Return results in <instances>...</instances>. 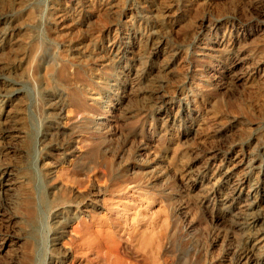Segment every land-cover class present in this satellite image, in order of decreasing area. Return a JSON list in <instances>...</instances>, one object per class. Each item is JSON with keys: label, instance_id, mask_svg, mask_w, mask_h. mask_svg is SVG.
<instances>
[{"label": "rangeland", "instance_id": "rangeland-1", "mask_svg": "<svg viewBox=\"0 0 264 264\" xmlns=\"http://www.w3.org/2000/svg\"><path fill=\"white\" fill-rule=\"evenodd\" d=\"M256 1L0 0V264L244 262L264 233V202L255 196L250 209L242 206L237 175L222 173L237 157L247 165L249 152L264 159V27L254 30L264 8L258 15ZM170 101L176 114L166 110ZM142 146L148 153L138 158ZM84 203L96 209L81 214ZM151 219L153 236L146 226L144 242L132 236L139 220Z\"/></svg>", "mask_w": 264, "mask_h": 264}, {"label": "bare ground", "instance_id": "bare-ground-1", "mask_svg": "<svg viewBox=\"0 0 264 264\" xmlns=\"http://www.w3.org/2000/svg\"><path fill=\"white\" fill-rule=\"evenodd\" d=\"M63 1V0H62ZM207 1V0H206ZM226 1V0H225ZM76 2V1H75ZM108 2V1H107ZM191 2V1H190ZM217 2V1H216ZM78 3V2H77ZM76 3V4H77ZM198 3V2H197ZM204 3H206V2H204ZM249 3V2H248ZM252 3V2H251ZM108 4V3H107ZM200 4V3H199ZM204 5V4H203ZM209 5V4H208ZM219 5V4H218ZM229 5V4H228ZM233 5V4H232ZM253 5V7L255 8V10H256V12L258 13V15H262V12H263V8H264V1L263 0H258V1H256V2H254V4H252ZM108 6V5H107ZM161 6V5H160ZM205 6V5H204ZM243 6V5H242ZM241 6V7H242ZM110 7V6H109ZM108 7V8H109ZM237 7V6H236ZM74 8V7H73ZM204 8V7H203ZM233 8H235V5H234V7ZM243 8V7H242ZM246 8V7H245ZM110 10V9H109ZM235 10V9H234ZM240 10V9H239ZM238 10V11H239ZM106 12V11H105ZM114 12V11H113ZM199 12V11H198ZM218 12V11H217ZM237 13V12H236ZM239 13V12H238ZM220 14V13H219ZM248 14V13H247ZM223 15V14H222ZM244 15H245V13H244ZM244 15L242 16V17H244ZM157 16V15H156ZM221 16V15H220ZM196 17V16H195ZM239 17H241V16H239ZM254 17V16H253ZM214 18V17H213ZM248 18V17H247ZM261 18H263V17H261ZM193 19V18H192ZM244 20V19H243ZM56 21V20H55ZM62 23V22H61ZM183 23V22H182ZM201 23V22H200ZM87 24H88V22H87ZM157 24V23H156ZM252 24V23H251ZM211 25V24H210ZM186 26V25H185ZM247 26H249V25H247ZM189 27V26H188ZM221 27V26H220ZM249 27H251V26H249ZM255 28H254V30L255 29H257V30H262V27H264V21H262L261 23H259V24H257V25H255L254 26ZM159 30V29H158ZM254 30H252L251 28H249V29H247V30H245L244 29V32L242 33V35H241V37H242V39H244V38H247L248 36H250V35H252L253 34V32H254ZM188 31V30H187ZM190 31V30H189ZM261 32V31H260ZM221 33V32H220ZM217 34V33H216ZM139 35V34H138ZM191 35V34H190ZM96 36V35H95ZM188 36V35H187ZM208 36V35H207ZM216 36V35H215ZM259 36V35H258ZM143 37V36H142ZM182 37V36H181ZM223 38V37H222ZM115 39V38H114ZM113 39V40H114ZM139 39H142V38H139ZM188 39V38H187ZM138 40V39H137ZM147 40V39H146ZM214 40V39H213ZM15 41V40H14ZM116 41V40H115ZM18 42V41H17ZM21 42V41H20ZM81 42V41H80ZM144 42V41H143ZM209 42V41H208ZM253 42V41H252ZM129 43V42H128ZM134 43V42H133ZM207 43V42H206ZM226 43V42H225ZM227 43H229V42H227ZM250 43V42H249ZM255 43V42H254ZM261 43V42H260ZM208 44V43H207ZM248 44V43H247ZM263 44V43H262ZM75 45V44H74ZM77 45V44H76ZM79 45V44H78ZM138 45V44H137ZM227 45V44H226ZM249 45V44H248ZM21 46V45H20ZM152 46H154V50L155 51H157V55H159V56H161V58L164 60V59H167V57H168V54L166 53V51H164L163 50V48H161V46H160V44H159V42L157 43H154V45H152ZM205 46V45H204ZM247 46V45H246ZM227 47V46H226ZM209 48V47H208ZM237 48V47H236ZM133 49V48H132ZM172 49V48H171ZM230 49V48H229ZM261 49H262V47H261ZM248 50V49H247ZM253 50V49H252ZM259 50V49H258ZM66 51V50H65ZM208 51V50H207ZM213 51V50H212ZM232 51H233V49H232ZM238 51V50H237ZM241 51H242V48H241ZM246 51V50H245ZM37 52V51H36ZM209 52V51H208ZM240 52V51H239ZM253 52V51H252ZM34 53V52H33ZM117 53V52H116ZM32 54V53H31ZM122 54V53H121ZM174 54V53H173ZM211 54V53H210ZM237 54V53H236ZM240 54H241V52H240ZM251 54H253V53H251ZM263 54V53H262ZM208 54H206V52L205 53H202L201 54V56L204 58V57H209L208 59H209V61H210V65H208V68H209V70L210 71H216V69H214V64H212L213 62H217V60H216V58L215 57H213V54H212V56L210 55H208ZM223 55V54H222ZM244 55V54H243ZM32 56H33V54H32ZM31 56V57H32ZM52 56V55H51ZM79 56V55H78ZM122 56H124V54L122 55ZM242 56V55H241ZM241 56H240V58H241ZM260 56V55H259ZM30 57V58H31ZM222 57V56H221ZM235 57H236V55H235ZM243 57V56H242ZM69 58V57H68ZM198 58V57H197ZM219 58H220V56H219ZM228 58V57H227ZM240 58H237V60H235V61H233L232 60V62L233 63H231V65H232V67H229L228 69H226L225 70V73H227L226 75H228V74H231L232 75V71H231V68H235L236 66H238L239 65V62H240ZM258 58V57H257ZM261 58V57H260ZM52 59V58H51ZM77 59H79L78 57H77ZM81 59V58H80ZM127 59V58H126ZM31 60H32V58H31ZM130 60V59H129ZM163 60L161 61V59H160V61L161 62H163ZM207 60V59H206ZM242 60H243V58H242ZM136 61V60H135ZM139 61V60H138ZM165 61V60H164ZM170 61V60H169ZM251 61V60H250ZM254 61V60H253ZM256 61V60H255ZM258 61V60H257ZM116 62V61H115ZM225 62V61H224ZM259 62V61H258ZM31 63V62H30ZM133 63V62H132ZM140 63V62H139ZM180 63V62H179ZM220 63H222L221 61H220ZM119 64V63H118ZM166 64V63H165ZM223 64V63H222ZM227 64V63H226ZM242 64V63H241ZM247 64V63H246ZM252 64H254V63H252ZM257 64V63H256ZM138 65V64H137ZM159 65V64H158ZM220 65V64H219ZM223 65H225V64H223ZM135 66V65H134ZM165 66H167V64L165 65ZM253 66V65H252ZM263 66V65H262ZM246 67V66H245ZM264 67V66H263ZM124 68V67H123ZM132 68V67H131ZM216 68V67H215ZM225 68V67H224ZM256 68H259V67H256ZM157 69V68H156ZM223 69V67L222 68H218V72H219V74H221L220 72V70H222ZM158 70V69H157ZM200 70V69H199ZM112 71V70H111ZM128 71H129V69H128ZM136 71H138V69L136 70ZM34 72V71H33ZM66 72H68V71H66ZM72 72V71H71ZM74 72V71H73ZM124 72V71H123ZM195 72H196V70H195ZM202 72V71H201ZM239 72V71H238ZM49 73V72H48ZM80 73V72H79ZM78 73V74H79ZM114 73V72H113ZM128 73V72H127ZM134 73H138V72H134ZM214 73V72H213ZM212 73V74H213ZM222 73H224V72H222ZM234 73H236V72H234ZM109 74V73H108ZM112 74V73H111ZM110 74V75H111ZM122 74V73H121ZM139 74H141V73H139ZM218 74V75H219ZM242 74V73H241ZM51 75V74H50ZM53 75V74H52ZM132 75H134V74H132ZM138 74H136V76H137ZM164 75V74H163ZM204 75V74H203ZM211 75V74H210ZM222 75V74H221ZM262 75V74H261ZM47 76V75H46ZM78 76V75H77ZM113 76V75H112ZM225 76V75H224ZM233 76H234V74H233ZM141 77V76H140ZM139 77V78H140ZM180 77H181V75H180ZM216 77V76H215ZM226 77V76H225ZM61 78V77H60ZM64 78V77H63ZM83 78V77H82ZM138 78V79H139ZM211 78V77H210ZM218 78V77H217ZM228 78V77H227ZM230 78H231V76H230ZM50 79V78H49ZM62 79V78H61ZM65 79V78H64ZM77 79H79V78H77ZM236 79V78H235ZM247 79V78H246ZM67 81H68V78L66 79ZM66 80H65V82H66ZM109 80V79H108ZM137 80V79H136ZM230 80V79H229ZM50 80H48V82H49ZM57 81V80H56ZM60 81H63V80H60L59 79V82ZM117 81V80H116ZM116 81H115V83H116ZM139 81H140V79H139ZM47 82V81H46ZM137 82V81H136ZM60 83H62V82H60ZM68 83V82H67ZM66 83V84H67ZM75 83V82H74ZM139 83V82H138ZM197 83V85H198V82H196ZM45 84V83H44ZM57 84V83H56ZM71 84H73V83H70V85ZM78 84H79V82H78ZM47 85V84H46ZM61 85V84H60ZM65 85V84H64ZM69 85V86H70ZM111 85V84H110ZM105 86V85H104ZM193 86V85H192ZM199 86V85H198ZM264 86V85H263ZM110 87V86H109ZM144 87V86H143ZM157 87V86H156ZM195 87V86H194ZM201 87V86H200ZM108 88V87H107ZM130 88V87H129ZM199 88V87H198ZM75 89V88H74ZM163 89V88H162ZM226 89V88H225ZM67 90V89H66ZM112 90V89H111ZM137 90V89H136ZM206 92V91H205ZM214 92V91H213ZM79 93V92H78ZM134 93V92H133ZM202 93V92H201ZM70 94V93H69ZM100 94V93H99ZM67 95V94H66ZM84 96V95H83ZM98 96V95H97ZM85 97V96H84ZM87 98V97H86ZM85 98V99H86ZM93 99V98H92ZM81 100V99H80ZM88 100H90V99H88ZM191 100V99H190ZM82 101V100H81ZM93 101V100H92ZM85 102V101H84ZM88 102V101H87ZM90 102V101H89ZM96 102V101H95ZM213 102V101H212ZM74 103V102H73ZM82 103V102H81ZM166 103V102H165ZM175 103V102H174ZM174 103H172V101H170V102H168V103H166L167 105H166V110L168 111V114H169V112L171 113L172 111H174L175 110V114H176V111H177V107L175 106V104ZM67 104H69V103H67ZM75 104V103H74ZM98 104H100V103H98ZM77 105V104H76ZM82 105V104H81ZM80 103H79V106H76V107H79L80 108ZM85 105V104H84ZM87 105V104H86ZM85 105V106H86ZM104 105V104H103ZM107 105V104H106ZM65 106H66V104H65ZM84 106V107H85ZM82 107H83V105H82ZM81 107V110L83 109ZM88 106H86V108H87ZM179 107H180V105H179ZM186 107V106H185ZM86 108H84V109H86ZM101 108V107H100ZM89 109V108H88ZM94 109V108H93ZM179 109V108H178ZM92 110V109H91ZM100 111H103V110H100ZM197 111V110H196ZM242 111V110H241ZM61 112V111H60ZM80 112H82V111H80ZM92 112V111H91ZM113 112V111H112ZM57 113V112H56ZM55 113V114H56ZM90 113V112H89ZM94 113V112H93ZM165 113H166V111H165ZM60 114V113H59ZM94 114H96V113H94ZM243 114V113H242ZM1 115V114H0ZM101 115H104V114H101ZM162 115H164L165 116V114L163 113V114H160V117H162ZM96 116H98V115H96ZM105 116V115H104ZM244 116V115H243ZM90 117V116H89ZM100 117V116H99ZM107 117V116H106ZM119 117V116H118ZM166 118H168L169 116H165ZM94 118H95V115H94ZM93 118V119H94ZM200 118V117H199ZM104 120H105V118H104ZM119 120V119H118ZM123 120V119H122ZM125 120V119H124ZM224 120V119H223ZM97 121V120H96ZM106 121V120H105ZM120 121V120H119ZM137 121V120H136ZM155 121V120H154ZM166 121V120H165ZM77 122V121H76ZM82 122V121H81ZM150 122V121H149ZM221 122V121H220ZM233 122V121H232ZM62 123V122H61ZM92 123H94V122H92ZM98 123V122H97ZM101 123H102V121H101ZM138 123V122H137ZM65 124V123H64ZM77 124V123H76ZM80 124V123H79ZM132 124V123H131ZM215 124V123H214ZM234 124V123H233ZM102 125V124H101ZM100 125V126H101ZM118 125H120V124H118ZM133 125V124H132ZM145 125V124H144ZM149 125V124H148ZM244 125V124H243ZM242 125V126H243ZM46 126V125H45ZM78 126H80V125H78ZM121 126V125H120ZM119 126V127H120ZM125 126V125H124ZM126 126H127V124H126ZM146 126V125H145ZM150 126V125H149ZM157 126V125H156ZM161 126V125H160ZM226 126V125H225ZM68 127V126H67ZM75 127V126H74ZM94 127V126H93ZM96 127V126H95ZM102 127V126H101ZM109 127H110V125H109ZM237 127V126H236ZM15 128V127H14ZM57 128V127H56ZM60 128H63L62 126L60 127ZM65 128V127H64ZM77 128V127H76ZM108 128V127H107ZM117 128V127H116ZM136 128V130H137V127H135ZM141 128H143V127H141ZM55 129V128H54ZM65 129H67V128H65ZM80 129V128H79ZM83 129H84V127H83ZM99 129H101V128H99ZM119 129V128H118ZM134 129V128H133ZM149 129H150V127H149ZM225 129V128H224ZM53 130V129H52ZM58 130V129H57ZM69 130V129H68ZM73 130V129H72ZM124 130H126V129H124ZM130 130V129H129ZM132 130V129H131ZM70 131V130H69ZM82 131V130H81ZM85 131V130H84ZM127 131H128V129H127ZM140 131V130H139ZM208 131V130H207ZM74 132V131H73ZM77 132V131H76ZM102 132H103V130H102ZM119 132V131H118ZM122 132V131H121ZM62 133V132H61ZM65 133V132H64ZM77 133H79V132H77ZM82 133V132H81ZM104 133V132H103ZM116 133V132H115ZM123 133H124V131H123ZM128 133V132H127ZM139 133V132H138ZM44 134V133H43ZM58 134V133H57ZM73 134V133H72ZM80 134V133H79ZM85 134V133H84ZM88 134V135H87ZM86 135H87V138H85L86 139V141H87V139H88V136H89V133H87ZM90 134H91V132H90ZM117 134V133H116ZM119 134V133H118ZM129 134V133H128ZM127 134V135H128ZM45 135V134H44ZM62 135V134H61ZM64 135V134H63ZM62 135V136H63ZM74 135H75V133H74ZM83 135V134H82ZM94 135H96L95 133H94ZM123 135V134H122ZM132 135V134H131ZM145 135H147V134H145ZM23 136H24V134H23ZM76 136V135H75ZM97 136V135H96ZM118 136H120V135H118ZM154 136V135H153ZM66 137V136H65ZM91 137V136H90ZM89 137V138H90ZM98 137V136H97ZM125 137H126V133H125ZM137 137V136H136ZM142 137V136H141ZM259 137H261V136H259ZM46 138V137H45ZM81 138V137H80ZM84 138V136L82 137V139ZM95 138V137H94ZM118 138V137H117ZM123 138V137H122ZM134 138V137H133ZM71 139V138H70ZM76 139V138H75ZM85 139H84V141H82V142H85ZM92 139V138H91ZM90 139V140H91ZM99 139V138H98ZM103 140H105L106 138H102ZM120 139H121V137H120ZM128 139H129V137H128ZM136 139V138H135ZM123 140V139H122ZM155 140V139H154ZM46 141V140H45ZM58 141V140H57ZM94 140H92V142H93ZM101 141V140H100ZM110 141V140H109ZM133 141V140H132ZM135 141V140H134ZM211 141V140H210ZM91 142V141H90ZM103 142V141H102ZM156 142V141H155ZM45 143V142H44ZM101 143V142H100ZM106 143H108V142H106ZM109 143H111V141L109 142ZM132 143V142H131ZM256 144H257V142H255ZM70 144V143H69ZM86 144H88V143H86ZM98 144H99V142H98ZM130 144V143H129ZM135 144V143H134ZM155 144V143H154ZM259 144H261L260 142H259ZM66 145H68V144H66ZM80 145H82V144H80ZM258 145V144H257ZM94 146V145H93ZM96 146H97V144H96ZM110 146H112V144L110 145ZM156 146V145H155ZM262 146V145H261ZM264 146V145H263ZM67 147V146H66ZM107 147V146H106ZM127 147V146H126ZM153 147V146H152ZM256 147H258V146H256ZM55 148V147H54ZM85 148V147H84ZM103 148V147H102ZM107 148H109V147H107ZM112 148V147H111ZM110 148V149H111ZM132 148H133V146H132ZM137 148V147H136ZM118 149V148H117ZM251 149V148H250ZM252 149H254V148H252ZM67 150V149H66ZM96 150V149H95ZM128 150H129V148H128ZM131 150V149H130ZM133 150V149H132ZM100 151H101V149H100ZM137 151V150H136ZM249 151H251V150H249ZM67 152V151H66ZM80 152V151H79ZM94 152V151H93ZM102 152V151H101ZM125 152H127L126 150H125ZM130 153H131V151H129ZM133 152H135V151H133ZM132 152V153H133ZM147 151L145 150V148L142 146L141 147V149H139V153H138V155H136L138 158L140 157V156H142L144 153H146ZM150 152V151H149ZM92 153V152H91ZM95 153V152H94ZM122 153V152H121ZM124 153V152H123ZM137 153V152H136ZM148 153V152H147ZM146 153V154H147ZM155 153V152H154ZM250 153V155H249V161L247 160V165H242L243 163H242V161L241 160H239L240 158H235L234 160L232 159V160H228V164H229V169L225 172V173H222L225 177H230L229 175H231V178H233L232 176L233 175H237L236 176V178L237 179H235V181H234V183H233V185H234V187H235V191L238 193V195H241V196H243L244 197V199L242 200V202H241V205L242 206H244V207H246V208H248V209H250L252 206V204H254V202L256 203V198L257 197H259V199H260V201H263L264 202V192H263V190H262V187H261V180L263 179L264 180V159H262V158H257V155H255V154H253V153H251V152H249ZM100 154V153H99ZM102 154V153H101ZM135 154V153H134ZM153 154V153H152ZM57 155V154H56ZM88 155V154H87ZM93 155V154H92ZM129 155H131V154H129ZM91 156V155H90ZM123 156V155H122ZM124 156H126V155H124ZM54 157V156H53ZM77 157V156H76ZM89 157V156H88ZM134 157V156H133ZM132 157V158H133ZM136 157V158H137ZM144 157V156H143ZM143 157H142V159H143ZM129 158V157H128ZM135 158V157H134ZM64 159V158H63ZM88 158H86V154H84V155H80V156H78L77 157V160L76 159H74V160H76V163H77V167L78 166H82V167H84L83 165L85 164V162H86V160H87ZM62 160V159H61ZM51 161V160H50ZM73 161V160H72ZM88 161V160H87ZM90 161V160H89ZM152 161V160H151ZM132 162H135V161H132ZM131 162V164H133ZM136 162H137V164H138V166H139V160H136ZM141 162V161H140ZM88 164V163H87ZM24 165V164H23ZM88 166H89V164H88ZM87 166V167H88ZM133 166V165H132ZM145 166V165H144ZM86 167V168H87ZM134 167V166H133ZM137 167V166H136ZM141 168V167H140ZM143 168V167H142ZM149 168V167H148ZM227 168V167H226ZM89 169V168H88ZM139 169V168H138ZM29 170V169H28ZM44 170V169H43ZM225 170V169H224ZM4 171V170H3ZM132 171V170H131ZM136 171H138V170H136ZM9 172L11 173V171L9 170ZM26 172V171H25ZM43 172V171H42ZM77 172H78V170H77ZM141 172V171H140ZM1 175L4 177V179H3V182L4 183H6V185L4 184V187H5V189L7 190L8 189V187H9V183L7 184V182L9 181V176H10V174L8 173V171L7 172H4L3 174L1 173ZM23 175V174H22ZM49 175V174H48ZM129 175V174H128ZM1 176V177H2ZM254 176V178L253 179H251L252 177ZM12 177V176H11ZM49 177V176H48ZM181 177V176H180ZM23 178V177H22ZM51 178V177H50ZM235 178V177H234ZM16 179V178H15ZM19 179H21V178H19ZM18 179V180H19ZM228 179V178H227ZM1 180V179H0ZM11 180H14V179H11ZM19 181H21V180H19ZM226 181V180H225ZM24 182V181H23ZM19 183V182H18ZM227 183V182H226ZM230 183H231V181H230ZM264 183V182H263ZM2 184V183H1ZM20 184H22V182H20ZM228 184V183H227ZM12 185H13V183L11 184V187H12ZM125 185V184H124ZM132 185V184H131ZM152 185V184H151ZM231 185V184H230ZM232 185V186H233ZM148 186V185H147ZM231 186V187H232ZM263 186V185H262ZM56 187H58V186H56ZM95 188V187H94ZM25 189V188H24ZM29 189V188H28ZM56 189H58V188H56ZM59 189H60V187H59ZM65 188H63V190H64ZM90 189V188H89ZM109 189V188H108ZM121 189V188H120ZM148 189V188H147ZM14 190V189H13ZM26 190H27V188H26ZM26 190H24V191H26ZM62 190V191H63ZM66 190V189H65ZM233 190V191H234ZM55 191V190H54ZM60 191V190H59ZM58 191V192H59ZM138 191V190H137ZM49 192V191H48ZM64 192V191H63ZM62 192V193H63ZM54 193V192H53ZM61 193V192H60ZM94 193V192H93ZM154 193V192H153ZM23 194V193H22ZM52 194V193H51ZM63 194H65V193H63ZM62 194V195H63ZM79 194V193H78ZM30 195V194H29ZM61 195V196H62ZM68 195V197H69V194H67ZM126 195V194H125ZM32 196H33V194H32ZM48 196H50V195H48ZM76 196V195H75ZM147 196V195H146ZM237 196V195H236ZM255 196H256V198H255ZM74 197V196H73ZM238 197V196H237ZM240 197V196H239ZM20 198V197H19ZM102 198V197H101ZM29 199V198H28ZM116 199H118V198H116ZM27 200V199H26ZM68 200V199H67ZM103 200V199H102ZM115 200V199H114ZM138 200V199H137ZM145 200V199H144ZM241 200V199H240ZM30 201V200H29ZM110 202H112V201H110ZM109 202V203H110ZM141 202V201H140ZM113 203V202H112ZM26 204V203H25ZM94 204V203H93ZM105 204V203H104ZM108 204V203H107ZM118 204V203H117ZM22 205V204H21ZM115 205V204H114ZM130 205H132V204H130ZM129 205V206H130ZM146 205V204H145ZM107 206V205H106ZM116 206V205H115ZM123 206V205H122ZM31 207V206H30ZM114 207V206H113ZM128 207V206H127ZM132 207L133 206H131V209H132ZM222 207V206H221ZM61 208V207H60ZM59 208V209H60ZM62 208H64V207H62ZM82 209L80 210L81 211V214H87V213H89L90 211H89V209L91 208V209H96V206L94 207V205L92 206L91 204H86V203H84L83 205H82V207H81ZM115 209H117L116 207H114ZM129 208V207H128ZM66 210H69L68 208H65ZM71 209V208H70ZM77 209V208H76ZM112 209V208H111ZM110 209V210H111ZM122 209H125V208H122ZM139 209H141L140 207H139ZM62 210H64V209H62ZM113 210V209H112ZM128 209L126 208V210L125 211H127ZM137 210V209H136ZM161 210V209H160ZM211 210V209H210ZM244 210V209H243ZM92 211V210H91ZM122 211V210H121ZM157 211V210H156ZM159 211V210H158ZM172 211V210H171ZM245 211V210H244ZM58 212V211H57ZM118 212V211H117ZM116 212V213H117ZM162 212V211H161ZM252 212V211H251ZM30 213V212H29ZM60 213V212H59ZM64 213V212H63ZM71 213V212H70ZM77 213H78V210H77V212H72L71 214H69L70 216H74L73 218H75V215H77ZM95 213V212H94ZM111 213V212H110ZM149 213V212H148ZM255 213V212H254ZM66 214V213H65ZM68 214V213H67ZM114 214V213H113ZM144 214V213H143ZM159 214H161V213H159ZM94 215V214H93ZM122 215V214H121ZM127 215V214H126ZM139 215V214H138ZM142 214L140 213V216H141ZM150 215V214H149ZM64 216V215H63ZM66 217H68L67 215H65ZM113 216V215H112ZM118 216V215H117ZM124 216V215H123ZM132 216V215H131ZM139 216V217H140ZM152 216V215H151ZM160 216H162V215H160ZM176 216V215H175ZM90 217V216H89ZM92 217V216H91ZM121 217V216H120ZM155 217V216H154ZM153 217V218H154ZM30 218V217H29ZM28 218V219H29ZM83 218H85V217H83ZM101 218V217H100ZM112 218V217H111ZM110 218V219H111ZM124 218V217H123ZM127 218H129L128 219V221L130 222H138L137 220L135 221L134 219H132V218H130V216L129 217H127ZM127 218H125V219H127ZM137 218V217H136ZM148 218V217H147ZM146 218V219H147ZM60 219V218H59ZM64 219V218H63ZM94 219V218H93ZM109 219V220H110ZM115 219V218H114ZM167 219V218H166ZM117 220V219H116ZM119 220V219H118ZM122 220V219H121ZM124 220V219H123ZM122 220V221H123ZM148 220V219H147ZM144 221L143 222V220H139V224H140V227H142L141 229L142 230H139L140 229V227H138V225H137V227L139 228V229H137V227L136 228H134V230L133 231H131V234H132V236H139L140 237V239L142 240L143 238H145V237H147V235L149 236V234L147 233V231L145 232L144 230H145V226L146 227H148V229H150V230H152L151 231V236H153L155 233H152L153 232V227L155 226L154 225V222L153 221H155V219L154 220H150V221ZM91 221V220H90ZM89 221V222H90ZM99 221V220H98ZM102 221V220H101ZM107 221V220H106ZM120 221V220H119ZM27 222V221H26ZM157 222H160V221H157ZM162 222H163V219H162ZM166 222V221H165ZM165 222H163L164 224H166ZM32 223V222H31ZM34 223V222H33ZM54 223V222H53ZM104 223V221L103 222H99L98 224H100L101 225V227H103V224ZM113 223V222H112ZM119 223V222H118ZM127 222L125 221V223L124 224H126ZM156 223V222H155ZM88 224V223H87ZM93 224V223H92ZM115 224V223H114ZM121 224V223H120ZM123 224V223H122ZM129 224V223H128ZM161 224V222L160 223H158V225H160ZM32 225V224H31ZM91 225V224H90ZM108 225V224H107ZM132 225V224H131ZM180 225V224H179ZM66 226V225H65ZM96 226V225H95ZM105 226V225H104ZM117 227H118V225H116ZM133 226V225H132ZM135 226V225H134ZM133 226V227H134ZM165 226V225H164ZM188 227L190 226L189 224L187 225ZM86 227H88V226H86ZM98 227V226H97ZM116 227V228H117ZM122 227V226H121ZM126 227V226H125ZM129 227V226H128ZM143 227H144V230H143ZM160 227V226H159ZM166 227V226H165ZM254 227V226H253ZM96 228V227H95ZM106 228V227H105ZM115 228V227H114ZM120 228V227H119ZM157 228V227H156ZM179 229V231L182 233V232H184V230H185V233L187 234V231H186V229L184 228V227H178ZM107 229V228H106ZM130 229V228H129ZM160 229V228H159ZM163 229V228H162ZM161 229V230H162ZM189 229V228H188ZM64 230V229H63ZM84 230H85V227H84ZM87 230V229H86ZM96 230V229H95ZM105 230V229H104ZM123 230V229H122ZM130 231V230H129ZM129 231H128V234H129ZM156 231V230H155ZM189 231V230H188ZM87 232V231H86ZM105 232H106V230H105ZM124 232H125V230H124ZM158 232V231H157ZM263 231H261V233L257 236V238L258 237H260L261 236V238H258L259 240H257L256 242H255V240H256V238L252 241V245L250 246V250H248L249 251V255L248 256H246V258H245V260H244V262L242 263V264H251V263H254V264H264V261H263V256H264V239L262 238L263 237V234L264 233H262ZM59 233V232H58ZM89 233V232H88ZM96 233V232H95ZM97 233H99V231L97 232ZM111 233V232H110ZM109 233V234H110ZM146 233H147V235H146ZM160 233V232H159ZM161 233H162V231H161ZM168 233H170V232H168ZM63 234V233H62ZM81 234V233H80ZM92 234V233H91ZM112 234V233H111ZM125 234V233H124ZM164 234H165V232H164ZM93 235H95V234H93ZM166 235V234H165ZM164 235V236H165ZM63 236V235H62ZM77 236H78V234H77ZM91 236V235H90ZM107 236V235H106ZM161 236V235H160ZM163 236V235H162ZM76 237V236H75ZM87 237V236H86ZM99 237V236H98ZM101 237V236H100ZM104 237H105V235H104ZM169 237V236H168ZM106 238V237H105ZM129 238V237H128ZM131 238V237H130ZM182 238V237H181ZM76 239V238H75ZM81 239V238H80ZM90 239V238H89ZM95 239H96V236H95ZM104 239V238H103ZM127 239V238H126ZM137 239V238H136ZM153 239H155V238H153ZM164 239H166V238H164ZM110 240V239H109ZM138 240V239H137ZM136 240V241H137ZM161 240H163V239H161ZM51 241V240H50ZM79 241V240H78ZM124 241H126V240H124ZM143 241V240H142ZM146 241H149L148 240V238H147V240ZM154 241H156V239L155 240H153V242ZM74 242V241H73ZM86 242V241H85ZM130 242V241H129ZM138 242V241H137ZM144 242V241H143ZM152 242V243H153ZM83 243V242H82ZM90 243V242H89ZM103 243V242H102ZM131 243V242H130ZM139 243V242H138ZM137 243V244H138ZM167 243H169V242H167ZM80 244V243H79ZM107 244H108V242H107ZM129 244V243H128ZM136 244V245H137ZM155 244V243H154ZM154 244H152V245H154ZM158 244L159 243H157V246H158ZM90 245V244H89ZM99 245V244H98ZM111 245V244H110ZM131 245V244H130ZM139 245V244H138ZM169 245V244H168ZM168 245H167V248H168ZM73 246V245H72ZM77 246V245H76ZM101 246V245H100ZM149 247H150V245H148ZM155 246V245H154ZM86 247V246H85ZM106 247V246H105ZM135 247V246H134ZM162 247V246H161ZM5 247H1L0 246V251H2L3 249H4ZM64 248V247H63ZM76 248H78V247H76ZM7 249V248H6ZM74 249V248H73ZM97 249V248H96ZM157 249V248H156ZM166 249V248H165ZM76 250V249H75ZM91 250V249H90ZM138 250V249H137ZM135 251V252H137L138 253V251ZM149 250H152L151 248H149ZM155 250V249H154ZM82 251V250H81ZM97 251V250H96ZM101 251V250H100ZM107 251V250H106ZM127 251H129V250H127ZM141 251V250H140ZM168 251V250H167ZM197 251V250H196ZM68 252V251H67ZM75 252V251H74ZM103 252V251H102ZM110 252V251H109ZM132 252V251H131ZM134 252V251H133ZM150 252V251H149ZM156 252V251H155ZM159 252V251H158ZM151 253H153V252H151ZM170 253V252H169ZM99 254V253H98ZM102 254V253H101ZM108 254V253H107ZM134 254V253H133ZM139 254V253H138ZM113 255V254H112ZM111 255V256H112ZM127 255H129V254H127ZM136 255V254H135ZM150 255V254H149ZM148 255V256H149ZM172 255V254H171ZM80 256V255H79ZM99 256H100V254H99ZM123 256V255H122ZM151 256H152V254H151ZM151 256H149V257H151ZM97 257V256H96ZM116 257H117V255H116ZM144 257V256H143ZM121 258V257H120ZM152 258H153V256H152ZM97 259V258H96ZM113 259V258H112ZM111 259V260H112ZM117 259V258H116ZM115 259V260H116ZM154 259V258H153ZM152 259V260H153ZM156 259V258H155ZM162 259V258H161ZM100 260V259H99ZM107 260H109V257H108V259ZM106 260V261H107ZM110 260V261H111ZM118 261H119V259H118ZM121 261V260H120ZM144 261H145V259H144ZM103 262V261H102ZM166 262V261H165ZM115 263V262H114ZM113 263V264H114ZM125 263V262H124ZM136 263V262H135ZM134 263V264H135ZM143 263V262H142ZM106 264V263H105ZM121 264H123V263H121ZM131 264V263H130ZM147 264V263H146ZM171 264V263H170ZM173 264V263H172Z\"/></svg>", "mask_w": 264, "mask_h": 264}]
</instances>
